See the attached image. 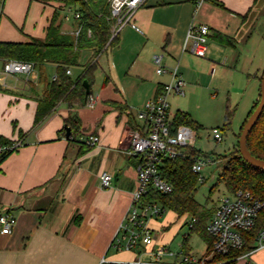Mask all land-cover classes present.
Here are the masks:
<instances>
[{
	"label": "crops",
	"instance_id": "0c3cea01",
	"mask_svg": "<svg viewBox=\"0 0 264 264\" xmlns=\"http://www.w3.org/2000/svg\"><path fill=\"white\" fill-rule=\"evenodd\" d=\"M60 6L38 0H0V42L45 41ZM74 11H59L64 34L78 31L75 15L67 14ZM195 12L196 0H147L113 47L99 54L89 48L79 51L76 65L67 67L71 74H66L78 81L95 63L93 79L88 80L93 107L61 102L37 123L40 102L62 70L59 63H38L31 77L19 73L0 81V137L23 142L0 162V216L12 214L16 219L9 234L0 224V264H101L103 260L128 264L152 260V254L162 248L174 253L162 257L172 262L186 251L184 243L177 252L169 246L182 227L174 220L150 221L156 233L150 246L117 250L112 243L138 189L140 159L128 154L131 132L142 127L139 113L171 82L172 69L178 67L186 81L183 96L190 99L197 90L213 89L218 80L229 79L234 90L229 98L234 94L238 107L243 105L246 112L239 131L260 95L264 0H208ZM192 22L211 29L206 58L183 51ZM158 54L164 56V74H158L154 65ZM5 62L0 57V74ZM229 107L227 111L235 114L236 108ZM179 112L203 128L190 107L174 109L170 104L172 123ZM70 118L77 119L68 126ZM90 135L98 136L99 143L85 144ZM104 173L113 176L108 188L101 185ZM186 252L194 255L190 246ZM233 264H264V247Z\"/></svg>",
	"mask_w": 264,
	"mask_h": 264
},
{
	"label": "built area",
	"instance_id": "2783aa9c",
	"mask_svg": "<svg viewBox=\"0 0 264 264\" xmlns=\"http://www.w3.org/2000/svg\"><path fill=\"white\" fill-rule=\"evenodd\" d=\"M147 0H109L112 18L115 25L112 29L111 40L118 37L121 30L130 24L137 11L145 5ZM208 0H196V14L202 5ZM75 18H80V13L75 12ZM210 27L207 24H190L184 43L183 51H191L195 56L206 58L208 51V38ZM79 34V30L76 35ZM91 35V31H90ZM163 55H155L154 65L158 74L167 72L164 65ZM35 70L33 62L8 60L5 62L0 81L5 76L12 74H27L31 77ZM215 73V68L212 69ZM71 74V70H67ZM172 80L167 83L163 90L153 99L147 102L144 110L139 113V119L143 122L140 129L131 132L128 143V154L140 159L138 167V189L134 194L130 209L121 223L118 233L112 243L117 250H133L141 244L150 246L155 240V231L149 226L150 221L157 220L165 213L163 206L157 202H147L146 195L151 189L163 194H171L173 185L168 182L161 173V164L164 158H177L182 155L183 149L192 146L196 140L195 131L188 125L173 127L170 120V97L185 95L186 81L175 67L171 71ZM91 98L89 106H94ZM213 136L217 142L223 141V133L219 128L213 130ZM100 138L90 135L84 139L87 145H96ZM23 145L22 140L10 145L0 144V156L14 152ZM213 162L210 158L197 159L193 165V172L200 174L208 163ZM101 185L108 188L112 185L113 176L104 173L101 176ZM264 209V202L255 197L249 191L239 190L235 193H227L219 200L216 210L208 221L206 230L213 238L211 252L202 257L181 252L179 258L172 262L162 259L164 255L174 256L167 248L160 249L152 260L138 259L128 264H233L236 259L249 254L235 256L236 251L243 249L246 244L245 233L252 231L258 223L259 216ZM196 218H192L190 228H194ZM16 219L12 214L0 216L2 231L11 233ZM255 249L264 247V229L257 236L254 244ZM217 257H225L217 260ZM101 264H106L103 260Z\"/></svg>",
	"mask_w": 264,
	"mask_h": 264
},
{
	"label": "trees",
	"instance_id": "16d2710c",
	"mask_svg": "<svg viewBox=\"0 0 264 264\" xmlns=\"http://www.w3.org/2000/svg\"><path fill=\"white\" fill-rule=\"evenodd\" d=\"M42 3H58L60 8L53 15L51 23L47 29L45 41L33 40L30 43H2L0 42V57L8 60H18L33 62L35 65L45 61L62 64V70L50 84L49 93L40 102L37 123L49 116L56 106L61 102H66L70 106L75 104L88 105L91 100V94L87 95L83 86L84 80L93 79L96 65L95 63L86 71L78 81H74L67 73V67L76 65L78 53L83 49H94L96 52L103 53L116 44L117 38L111 40L112 29L115 20L112 18L111 6L109 0H38ZM65 8L74 9V12L80 13L77 19V29L79 34L62 33V23L59 21V11ZM91 31V35H90ZM264 75V73H263ZM263 75L260 77L262 82ZM261 99L260 95L254 103L247 119L245 120L240 133L237 136V147L230 153L218 156L214 159L212 154L205 153L195 146H188L183 149L181 156L177 158H164L161 164V173L164 178L173 185L171 194H163L151 189L146 195L147 202H157L165 210L172 211L181 217L185 214H191L197 222L191 230L199 233L202 239L207 243V253L211 252L213 238L207 233L206 226L213 216L216 206L205 210L196 200L195 192L200 174L193 172L192 168L197 159L210 158L218 161L222 165L218 182L212 189V192L224 185L227 193H235L239 190L249 191L255 197L264 202V170L254 167L247 163L239 151V139L248 118L255 111ZM234 110L228 109L223 127H219L222 132H228L232 128ZM77 119V118H75ZM75 119H68L67 125ZM175 128L180 125H188L194 129L198 126L193 119L184 112H179L174 122ZM12 141L0 137V144L10 145ZM248 149L251 154L261 160H264V110L248 136ZM12 152L0 156V162ZM264 229V209L259 216L257 226L250 232L245 233L246 244L243 249L236 251L235 256L250 253L254 250L257 236ZM189 238L184 241V247L187 251ZM185 253H188L186 252ZM225 257H217L222 260Z\"/></svg>",
	"mask_w": 264,
	"mask_h": 264
},
{
	"label": "rangeland",
	"instance_id": "374dc122",
	"mask_svg": "<svg viewBox=\"0 0 264 264\" xmlns=\"http://www.w3.org/2000/svg\"><path fill=\"white\" fill-rule=\"evenodd\" d=\"M67 14L71 17L74 16L72 12H67ZM74 18L75 17L72 19ZM0 66L2 68V64H0ZM37 67H40V65ZM263 73L264 71L261 76ZM218 74L220 76L219 72L216 73V75ZM258 85H261V83L258 82ZM233 92L232 83L229 79L226 78L225 80V77H223L216 82L213 89L208 90L207 88H203L202 90H197V95L195 97L193 96L191 99L188 96H179L170 99L172 108L183 109L184 107H190L196 119H198L200 123H203V128L195 130L196 141L194 142V146L205 153L212 154L214 159L236 149L238 143L236 136L239 134V129L246 117L244 106L241 105L238 107V98H236L234 94H231L232 96L229 98L230 93ZM211 96L215 98L211 99ZM227 106L233 109L236 108L232 120V128L230 131L224 132V139L222 142H217L213 136V130L223 127ZM221 170L222 165L218 161L206 164L202 170V177L204 179L199 181L195 192V198L205 210L214 208L218 200L223 195L227 194L224 185H220L212 192V189L218 182ZM173 220L175 221L174 224H179L182 227L176 237L169 241V246L172 251L177 252L182 250L181 244L184 243V239L188 236V246L191 247L192 254L197 257L205 255L208 245L197 232L191 230L190 222L192 220V215L185 214L181 217H176L172 211L166 210L163 216L158 218L159 222ZM160 232L163 231L160 230Z\"/></svg>",
	"mask_w": 264,
	"mask_h": 264
},
{
	"label": "water",
	"instance_id": "95a60500",
	"mask_svg": "<svg viewBox=\"0 0 264 264\" xmlns=\"http://www.w3.org/2000/svg\"><path fill=\"white\" fill-rule=\"evenodd\" d=\"M83 86L86 90V94H91V85L88 80H84ZM264 110V75L261 82V99L259 102V105L255 109V111L251 114V116L248 118L246 124L243 127L240 139H239V151L241 155L243 156L244 160L249 163L250 165L257 167L259 169L264 170V160L258 159L254 157L251 152L248 149L247 141L248 136L250 132L253 130L255 125L257 124L262 112ZM66 136L67 138H70L72 135V131L70 127H66Z\"/></svg>",
	"mask_w": 264,
	"mask_h": 264
}]
</instances>
